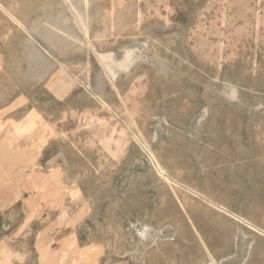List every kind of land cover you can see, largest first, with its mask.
Masks as SVG:
<instances>
[{
	"label": "rangeland",
	"instance_id": "1",
	"mask_svg": "<svg viewBox=\"0 0 264 264\" xmlns=\"http://www.w3.org/2000/svg\"><path fill=\"white\" fill-rule=\"evenodd\" d=\"M0 264H264V0H0Z\"/></svg>",
	"mask_w": 264,
	"mask_h": 264
},
{
	"label": "crops",
	"instance_id": "2",
	"mask_svg": "<svg viewBox=\"0 0 264 264\" xmlns=\"http://www.w3.org/2000/svg\"><path fill=\"white\" fill-rule=\"evenodd\" d=\"M11 16V15H10Z\"/></svg>",
	"mask_w": 264,
	"mask_h": 264
}]
</instances>
